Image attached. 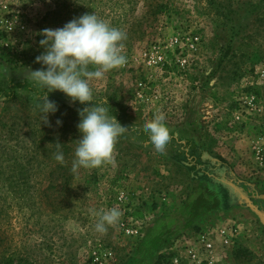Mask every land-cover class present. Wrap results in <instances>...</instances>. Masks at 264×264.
I'll return each mask as SVG.
<instances>
[{
    "label": "rangeland",
    "instance_id": "obj_1",
    "mask_svg": "<svg viewBox=\"0 0 264 264\" xmlns=\"http://www.w3.org/2000/svg\"><path fill=\"white\" fill-rule=\"evenodd\" d=\"M213 1L0 0L2 162H34L27 112L7 96L14 89L34 103L45 93L26 79L42 67L34 59L44 51L39 33L84 15L85 3L126 34V63L91 82L94 99L84 108L106 99L134 131L118 138L110 162L75 173L60 214L16 206L0 216L9 241L0 242V264H264V223L241 205L248 191L227 184L236 179L264 197V3ZM153 50L164 63L149 67ZM48 97L58 107L83 106L60 91ZM157 113L170 130L163 152L143 128ZM57 121L48 127L58 130ZM43 175L32 182L39 187ZM112 207L121 210L119 221L97 233L95 213ZM205 233L214 244L211 263L201 248Z\"/></svg>",
    "mask_w": 264,
    "mask_h": 264
},
{
    "label": "clouds",
    "instance_id": "obj_2",
    "mask_svg": "<svg viewBox=\"0 0 264 264\" xmlns=\"http://www.w3.org/2000/svg\"><path fill=\"white\" fill-rule=\"evenodd\" d=\"M39 34L44 37L39 42L44 51L36 57V63L42 67L29 69L26 79L31 80L35 87L46 90L36 98L43 123H49L48 115L58 111L56 102L49 99L48 93L60 91L73 103L87 104L94 99L91 82L103 79L106 73L126 63V56L122 54V41L126 39V34L95 13L84 14L62 28L44 29ZM105 104L106 99L79 110L77 127L81 138L71 167L74 174L80 168H98L110 162L118 138L128 131L115 115L109 114ZM60 123L58 120L57 124ZM143 128L152 145L163 152L171 138L165 116L154 114L151 120L144 122ZM55 159L63 163V153L58 152ZM95 214L98 217L95 231L103 234L108 226L119 221L122 213L118 207H112Z\"/></svg>",
    "mask_w": 264,
    "mask_h": 264
},
{
    "label": "trees",
    "instance_id": "obj_3",
    "mask_svg": "<svg viewBox=\"0 0 264 264\" xmlns=\"http://www.w3.org/2000/svg\"><path fill=\"white\" fill-rule=\"evenodd\" d=\"M260 2L264 3V0H260ZM85 4L87 8L85 14H89L91 12L90 9H94L95 6L91 7L88 3ZM211 4H214L213 0H211ZM259 24V27L262 28L264 22L260 20ZM34 59H36V57ZM255 93L257 96H260L258 90L255 91ZM7 99L9 104H20L22 108L20 107L19 110L23 114L27 112L25 121H29L27 126L33 138L32 145L35 147V154L32 157L34 162L28 161L27 163H19L17 160L8 162L10 158H5V161L2 162L3 156L0 157V216L4 214L7 215V210L16 206L21 210L27 209L31 211L39 206L40 210L47 212L49 217L56 216L65 209L66 203L64 204V201L67 200L68 203V198L71 197V193L73 192L75 174L72 173L71 167L75 159V149L78 140L81 138V133L77 127L80 122L79 110H82L85 106L77 107V109L67 106L63 108L58 107V111L53 118L48 116V121L58 119L61 123L59 124L58 130H51L47 123H43V115L37 106V102L33 103L30 98H23V96L16 93L14 89L13 94L7 96ZM105 107L109 108L110 115H115L121 123L124 122L120 110L115 109L110 103H107ZM64 109L72 115L71 119L65 117L63 114ZM32 113L34 116H30ZM126 132L134 131L128 130ZM58 152L63 153V163L57 162L55 159V155ZM51 158H53V160L49 162L48 160ZM227 173V180L231 181L230 179H233L231 172ZM37 174H44L43 176L46 180V182H42L39 187L36 183L32 182L33 175ZM205 176L209 177V174ZM233 180L235 185L241 186L245 191H248L247 196L251 204H261L259 210H261V208L264 209V197H259L257 193L253 190L251 191L249 184L236 179ZM44 184L46 187H43ZM66 196L68 198H66ZM9 197L12 198L11 202L10 199H8ZM244 206H248L247 203H245ZM194 213L197 214V212ZM0 242H9L6 230H2L1 228ZM238 253L240 254L241 251ZM159 259L163 263L167 262L166 257L162 258L161 256ZM158 264L160 263L158 262Z\"/></svg>",
    "mask_w": 264,
    "mask_h": 264
},
{
    "label": "built area",
    "instance_id": "obj_4",
    "mask_svg": "<svg viewBox=\"0 0 264 264\" xmlns=\"http://www.w3.org/2000/svg\"><path fill=\"white\" fill-rule=\"evenodd\" d=\"M147 62H148V66L149 67H154V66H158L162 63H164V56L156 50H153L148 56H147ZM177 64L181 67H183V69L186 67L187 65V60L185 59H181L178 60ZM140 87H143V85H140ZM259 156H261V158H264V149L261 150L259 152ZM220 237L222 238L223 242H225L226 244H228L231 239L228 238V234L226 230H221L220 233ZM200 242L202 243V247L203 251L206 253L207 257L205 258V261H207L208 263H211L213 260V254H214V244L212 243V239L210 238V234L209 233H205L202 236H200ZM189 255H191V257L196 260L197 259V255L194 252H189ZM175 262H178L177 260Z\"/></svg>",
    "mask_w": 264,
    "mask_h": 264
},
{
    "label": "water",
    "instance_id": "obj_5",
    "mask_svg": "<svg viewBox=\"0 0 264 264\" xmlns=\"http://www.w3.org/2000/svg\"><path fill=\"white\" fill-rule=\"evenodd\" d=\"M227 184L235 189L236 191H238V187L236 185H234L232 182H227ZM242 199L245 200V202L247 203L248 207L260 218V220L264 223V211L263 210H259V208L253 204H251L250 200L248 197H246L245 195L242 196Z\"/></svg>",
    "mask_w": 264,
    "mask_h": 264
},
{
    "label": "flooded vegetation",
    "instance_id": "obj_6",
    "mask_svg": "<svg viewBox=\"0 0 264 264\" xmlns=\"http://www.w3.org/2000/svg\"><path fill=\"white\" fill-rule=\"evenodd\" d=\"M246 197H248V196H246ZM243 201H245V200H243ZM243 201H242V202H243ZM245 203H246V202H243L241 205L244 206ZM255 206H257V207L259 208V207H261V204H258V205H255ZM261 210L264 211V209H262V208H261Z\"/></svg>",
    "mask_w": 264,
    "mask_h": 264
}]
</instances>
